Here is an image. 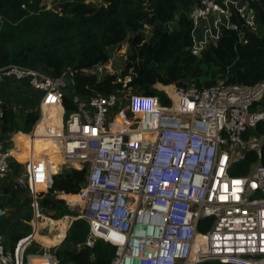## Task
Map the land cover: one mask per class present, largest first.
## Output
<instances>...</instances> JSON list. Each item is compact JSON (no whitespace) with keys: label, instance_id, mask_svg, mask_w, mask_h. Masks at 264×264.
I'll list each match as a JSON object with an SVG mask.
<instances>
[{"label":"built area","instance_id":"obj_1","mask_svg":"<svg viewBox=\"0 0 264 264\" xmlns=\"http://www.w3.org/2000/svg\"><path fill=\"white\" fill-rule=\"evenodd\" d=\"M195 10L193 31L199 21L206 22L200 39L193 32V51L198 53L216 42L221 25L238 30L233 14L250 29L257 28L249 0H201ZM68 77L70 73L52 76L42 67H0V79L27 83L40 96L39 121L48 99L51 109L61 107V127L44 128L49 139L62 143L59 163L87 164L77 193L53 192L71 209H79L69 225L74 219L88 224L76 250L101 240L115 248L111 264H264V167L256 161L246 174H230L246 159L248 149L260 157L264 135L252 131L264 121L259 105L264 81L251 86L222 81L209 87L155 85L169 105L156 95L132 94L126 102L117 93L75 97L78 111L64 121L61 99L70 85ZM4 103L0 97V130ZM118 109L139 118L133 126L116 121ZM254 144L258 149H252ZM21 153L23 146L16 142L0 147V181L29 193L34 224L40 217L36 195L51 186L57 164L50 157H34L32 146L24 159ZM4 215L0 208V219ZM206 223V230L198 232ZM36 230L20 239L13 251L5 249L0 233V264H58L48 247L24 252L23 244Z\"/></svg>","mask_w":264,"mask_h":264},{"label":"trees","instance_id":"obj_2","mask_svg":"<svg viewBox=\"0 0 264 264\" xmlns=\"http://www.w3.org/2000/svg\"><path fill=\"white\" fill-rule=\"evenodd\" d=\"M216 1L222 3V0ZM39 3L40 0H0V15L12 18L10 8L23 15L25 12H37L41 9ZM200 3L201 0H100L99 3L69 0L60 4L61 15L45 10L41 14L30 15L35 19L31 25L6 24L0 31V67L10 64L42 67L55 77L70 73L71 91H66L61 99L64 121L78 111L75 97L87 99L112 93L127 94V97L132 94L156 95L161 104L169 105L166 94L155 85L209 87L222 81L251 86L264 81V34L257 31L264 26V0H249L257 24L255 30L233 14L231 21L237 24L238 30L221 25L216 42L207 44L194 54L192 13ZM173 21L176 22L175 28L170 26ZM16 31L29 34L19 37ZM196 35L198 39L202 36L197 32ZM14 38L18 41L7 45L8 40ZM123 43L130 48L123 68L102 76L93 73L96 65L109 62L108 49L120 48ZM36 99L29 97L17 105L4 103L1 131L30 133L40 117ZM49 100L44 102V106L51 109ZM259 105L264 109V96ZM54 111L58 114H48L47 125L61 127V107L55 105ZM43 114L44 107L42 119ZM252 133L258 137L264 135V121ZM20 157L24 159L26 156L20 154ZM256 161L264 167V141L259 159L253 150L248 149L246 159L231 168L230 174L244 175ZM55 170V166L50 168L51 172ZM18 171L19 167H15V174ZM86 173L87 164L83 163L52 175L51 186L36 195L38 208L54 219L65 214L74 216L66 202L55 197L53 192L77 193ZM19 189L12 182L0 183V190L10 196L13 209L7 210L0 219V233L5 235V239L2 235L3 244L10 251L31 229V196L18 199ZM15 198L17 200H13ZM22 208H27V211L22 213ZM206 228L207 223L198 232L202 233ZM87 233L85 220H72L61 245L53 250L58 264H111L115 255L111 244L98 240L92 248H74L84 241ZM35 249L31 248L26 253L35 252ZM195 264L227 263L206 260Z\"/></svg>","mask_w":264,"mask_h":264},{"label":"rangeland","instance_id":"obj_3","mask_svg":"<svg viewBox=\"0 0 264 264\" xmlns=\"http://www.w3.org/2000/svg\"><path fill=\"white\" fill-rule=\"evenodd\" d=\"M66 1H69V0H40L39 7H41V9L39 8V10L37 12H32V11L31 12H25L26 13L25 15H23V13L19 14V11H17L14 8H10L9 12L12 15V18H7L6 16L0 15V31H2L4 27H6V24H10L11 26H15V25L21 24V23H28L31 25L35 22V19L31 18L30 15L41 14L40 12L45 11V10H50L54 15H61L62 13H61L60 4L65 3ZM93 1L96 3L100 2V0H93ZM192 15H193V13H192ZM170 26L175 28L176 22L175 21L171 22ZM196 26H197V24H196ZM257 31H259L260 34H264V26H260L257 29ZM16 34L19 37H22V34H29V33H21L20 31H16ZM16 41H18V40L15 38L9 39L7 42V45H10L11 43H14ZM129 52H130V48H129L127 43H123L120 46V48H109L108 49L109 62L103 66H101V65L95 66L92 69L93 72H96V74H98V75H104V74L109 73L111 71H117V72L120 71L123 68L124 60H125L126 56L129 54ZM68 89L71 90V85H69ZM68 89H67V91H68ZM71 94H72V92H71ZM126 95L127 94H119L121 101L126 102V101H124L125 97H127ZM36 101H37L36 108L40 113V109H39L40 96L37 95ZM134 105L137 106V104H134ZM43 107H44V114H43L44 121L42 120L43 121L42 127L45 128L46 126L50 125V124L47 125L48 118H49L48 114H51L52 116H54V115H57L58 113L56 111H54V109H49L47 106L45 107L43 105ZM63 114H64V111L62 112V119H63ZM113 118H116V121L132 124V126H133V122L139 118V115L137 113L129 114V113L123 111L122 109H118L115 111V115ZM64 123L65 122L63 121V124ZM8 133L9 134L2 135L4 140L2 142H0V147H2L4 145H9L12 143V142L9 143L8 140H9L10 136L16 132L11 131ZM1 134H3V132L0 130V135ZM38 134L40 136H46L45 129H41V131ZM29 135H27V134L24 135V133H23V136L28 137V140H29ZM30 140H33V139H30ZM51 141H52L51 142L52 150L48 149L46 147L47 150H45V153L43 154L42 157H50L51 160H54V163L57 164V170H56V173H57L63 169H66L68 166L64 163H59L60 157L58 155V150L55 151L56 150L55 147H57V145H60V142L54 141L52 139H51ZM16 143L23 146V141H18ZM23 150H24V148H23ZM34 157L42 158L40 156L38 157L37 155H34ZM2 182L5 183V181H2ZM21 190H22V188H20L17 191L18 197H19L18 199L23 198L26 195L29 196V193L27 191H21ZM10 199L11 198L9 195L3 194L0 190V208L4 209L5 212L9 209L13 210V209H11L12 205L9 202ZM13 200H17V199L15 198ZM31 201H32V198H31ZM67 208H68L70 213H74V214L77 213L79 210L77 207L71 209L69 206H67ZM26 211H27V208H22V213H25ZM38 211H39L40 217H38L37 221H35L36 223L33 224V221L29 222V224L31 225V229H30L29 234L31 235L34 232V229H37L36 230L37 234L34 237L32 236L25 244H23L24 252H27V250H29L31 248H33V249L36 248L35 252H38L40 250L45 249L46 247H48L51 251H53L55 248H57L58 246L61 245L63 240H60L59 242H55L54 245L46 246V245H44L43 238H41V237H47L48 239H52L54 236H57L59 233H61V230L59 229V224L60 225L64 224V226L66 227L64 233L67 234L68 228L70 226L69 222L71 221V218L73 217V215L65 214V215L61 216L60 218L54 219V218H51L48 215H46V213L43 210H41L40 208H38ZM3 237L5 239V235H3ZM26 239H28V238H26Z\"/></svg>","mask_w":264,"mask_h":264},{"label":"crops","instance_id":"obj_4","mask_svg":"<svg viewBox=\"0 0 264 264\" xmlns=\"http://www.w3.org/2000/svg\"><path fill=\"white\" fill-rule=\"evenodd\" d=\"M205 24H206V22L199 21L198 27L195 28V31H194V35L196 38L198 37V35H196V32L198 34L201 33V35H202V27ZM68 84L71 85V78L70 77H68ZM159 85H160L159 89H161L163 87V85H161V84H159ZM70 91L71 90L68 89L67 92H70ZM36 96H37V93H35L31 88H29L27 83H17V82H14L12 80L0 79V97L7 104L17 105V104L21 103L22 101H25L29 97H31V99H36ZM38 122H39V119L32 128V132L34 131L35 137L31 142H30V140H28V137H24L23 133H21V132L14 133L13 135L10 136V138L8 140L9 143L10 142L13 143V142H18V141H23V145L25 146V150H26V152L23 154L24 156L27 155V151H28L27 148L31 147V146L34 150V155H37L38 157L43 156V154L45 153V150H47L46 147L48 149L52 150L51 139H49L48 136H40L38 134L41 131V129H44L42 127V123H43L42 119L39 123ZM6 134H9V133L7 132V133H3L0 135V142H2L4 140L2 135H6ZM28 142L30 143V145ZM55 148H56L55 151L59 150L60 145H57V147H55ZM65 228H66L65 226L62 227V225L59 224V229L61 230V233H59L57 236H54L52 239H48L47 237H41V238H43L44 245L50 246V245H54L55 242H59L61 240V237H62L64 231H65ZM45 241H48L49 243H45Z\"/></svg>","mask_w":264,"mask_h":264},{"label":"bare ground","instance_id":"obj_5","mask_svg":"<svg viewBox=\"0 0 264 264\" xmlns=\"http://www.w3.org/2000/svg\"><path fill=\"white\" fill-rule=\"evenodd\" d=\"M43 105H44V103L42 104V107H41V111H43ZM42 119V118H41ZM43 121H44V119H42ZM60 146H62V143L60 142ZM23 148H24V150H23V153H21L22 155L26 152V150H25V146L23 145ZM69 198H71V199H77V197L76 196H69ZM195 256V254L194 253H192V255H191V257H194Z\"/></svg>","mask_w":264,"mask_h":264},{"label":"water","instance_id":"obj_6","mask_svg":"<svg viewBox=\"0 0 264 264\" xmlns=\"http://www.w3.org/2000/svg\"><path fill=\"white\" fill-rule=\"evenodd\" d=\"M197 14V11L196 10H194V13H193V16H195ZM194 52V54H198V52L197 51H193ZM258 146H260V145H258V144H254L253 145V147H252V149H258Z\"/></svg>","mask_w":264,"mask_h":264},{"label":"clouds","instance_id":"obj_7","mask_svg":"<svg viewBox=\"0 0 264 264\" xmlns=\"http://www.w3.org/2000/svg\"><path fill=\"white\" fill-rule=\"evenodd\" d=\"M193 13H194V11H193ZM192 17H193V15H192Z\"/></svg>","mask_w":264,"mask_h":264}]
</instances>
